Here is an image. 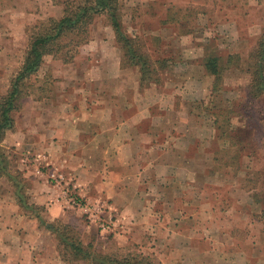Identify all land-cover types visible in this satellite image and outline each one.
Instances as JSON below:
<instances>
[{
	"label": "crops",
	"instance_id": "obj_1",
	"mask_svg": "<svg viewBox=\"0 0 264 264\" xmlns=\"http://www.w3.org/2000/svg\"><path fill=\"white\" fill-rule=\"evenodd\" d=\"M126 3L128 13L135 7L163 8L156 21L164 24L180 23L181 9L193 14L185 6L199 8L196 19L200 22L208 4L207 0H119L126 32ZM52 6L57 10L52 14L59 17L62 7ZM12 11L8 6L0 11L4 13L0 16L1 92L20 67L27 45L22 42V28L28 14L19 12L14 18ZM209 13L219 16L218 12ZM99 16L103 18L98 22ZM96 18L89 39L73 61L48 67L53 72L51 90L41 97L23 98L22 117L14 115L15 134L36 144L45 164L61 174L71 170L75 191L95 208L102 207L103 213H107L106 208L108 212L115 210L119 227L112 234H103L84 222L79 209L69 208L62 185L49 180L42 168L41 180L32 175V165L18 148L13 150L16 155H9L8 169L20 176L27 202L41 207L39 215L46 221L68 223L83 245L102 248L97 249L100 253L149 254L156 259L149 264H264V223L259 241L252 236L255 218L251 212L257 202L252 188L250 203L244 199L246 210L239 212L234 206L237 203L225 209L218 206L224 193L205 191L206 163L198 160L205 152L201 142L205 127L183 126L178 121L173 124V107L168 110L162 106L163 96L153 87L155 81L148 82L144 92L139 90L138 66L121 65L112 26L103 15ZM194 33L199 32L188 35ZM165 122L174 129H166ZM6 179L11 191L0 189V264H91L71 255V260L63 258L54 232L36 223L37 216L30 215L33 209L20 204L13 181ZM191 185L196 192L191 191ZM238 227L245 228L240 240L236 237ZM113 242L118 246L109 247ZM258 248L261 257L256 255Z\"/></svg>",
	"mask_w": 264,
	"mask_h": 264
},
{
	"label": "rangeland",
	"instance_id": "obj_2",
	"mask_svg": "<svg viewBox=\"0 0 264 264\" xmlns=\"http://www.w3.org/2000/svg\"><path fill=\"white\" fill-rule=\"evenodd\" d=\"M207 3V14L200 18L202 21L198 22L196 19L199 9L197 6H185V9H190L193 14L183 12L184 9H181L180 18L182 21L166 24L156 21L163 13V8L135 7L130 9L132 15L130 18L126 3L125 9H123L125 26L128 29L127 33L135 34L133 37L141 40L139 42L144 45V49L153 58L166 59L164 69L161 70V79L155 81L156 85L153 87L163 96L162 106L166 105V108L171 110L170 105H172L173 113H175L174 116L172 115L173 124L178 121L183 126L187 124L198 126L200 124L205 127L206 136L201 141L205 143V152L198 158L200 162L204 160L206 163L205 191L207 193H224V196L218 201V206L225 209L227 205L237 203L234 206L240 212V209L241 211L246 210L244 199L247 198V203H250L249 190L252 188V196L257 201L252 207L254 212L250 211L255 218L252 226L255 232L252 233V236L259 241L261 222L264 223V191L262 189L264 182V99L249 95L251 75L247 64L249 50L264 28V0H207ZM6 6L13 10L14 18L19 17V12L28 14L22 28L23 44L27 42L26 27L28 25L57 12L50 0H0V11L5 10ZM209 12H218L219 16L212 17ZM183 13H186V16L183 17ZM0 16H4V13H0ZM99 18L103 17L99 16L96 20ZM229 20L232 22H227ZM95 23L91 25L90 33L95 27ZM165 26L169 27L165 28ZM194 30L199 33L188 35ZM160 32L164 34L165 39L161 37ZM19 43L20 40H18L20 47ZM208 54L218 55L220 63L223 65L218 88L213 87L214 75L209 73L203 65V58ZM229 54L233 56L232 64L225 65L226 56ZM68 62L48 55L44 58L42 68L31 75L28 81L38 84L46 83L47 90L50 91L53 72L48 70V67ZM45 69L46 73H43ZM128 71H132V69H128ZM144 86L146 84L139 85L141 92H144L142 89L145 88ZM157 104L159 105V103ZM15 114L22 117L20 109ZM215 118L216 120H214ZM163 125L168 130L173 127L169 122H165ZM16 130V125L13 129L6 130L0 142L8 159L12 153L16 155L13 150L21 148L22 156L26 158L27 163L32 165V175L41 180L42 168L47 172V178L52 182H57L62 186H73L72 182L75 181V177L70 175L69 171L71 170H63L65 172L61 174L59 173L61 171L53 168L51 164H45L39 155L41 151L38 150V146L30 143L27 136H22L20 133L15 134ZM225 133L228 134L225 135ZM225 148H228V151ZM233 154H238L237 162H235L236 156ZM215 155L222 157V160L215 161ZM224 161L231 162L226 165L223 164ZM41 163L43 164L41 165ZM37 169L39 172L36 171ZM194 169L198 174V168L195 166ZM202 170L200 167V174ZM9 171L11 174H18L11 168ZM59 174L62 175V178ZM6 178L12 182L7 175L1 176L0 189L10 193L11 188ZM190 189L196 192V187L192 188L191 185ZM247 189L248 194H246ZM234 192H236L235 195ZM234 197L237 198V201L234 200ZM40 208L38 206L32 208L30 215L35 218V214H41ZM69 208L79 209L72 205ZM247 209H249L248 206ZM79 211L84 222L91 224L95 230L97 228L99 230L94 221H90L82 210L79 209ZM106 212H102L101 215L106 220H112L113 228L104 230L103 234H112L119 227L120 222L115 210L108 212V208H106ZM36 223L41 225V220L37 218ZM244 234L245 228L238 227L236 237L240 240ZM112 244L109 247L118 246L117 242ZM247 247L245 249L251 252L250 246ZM97 249L102 250V248H95L96 251H98ZM257 251L256 255L261 257V249L258 248ZM147 255L150 263L156 261L154 256ZM256 264L262 263L256 262Z\"/></svg>",
	"mask_w": 264,
	"mask_h": 264
},
{
	"label": "trees",
	"instance_id": "obj_3",
	"mask_svg": "<svg viewBox=\"0 0 264 264\" xmlns=\"http://www.w3.org/2000/svg\"><path fill=\"white\" fill-rule=\"evenodd\" d=\"M53 4L62 7L59 17L47 16L38 22L28 25L27 45L24 58L20 67L11 75L7 89L0 91V142L6 130L15 127V112L22 106V100L26 96L41 97L48 90L46 83L38 84L28 81L30 76L40 68L44 56L51 55L63 62L73 60L79 52V47L87 42L90 36V25L96 16L103 15L113 28L115 41L120 50V63L123 67L137 65L140 72L141 84L161 79V70L165 66V58H153L144 49L140 39L129 35L121 22L119 0H50ZM248 71L251 75L249 83V95L264 99V28L258 36L255 44L249 50ZM232 54L226 56L225 65L232 64ZM203 65L209 73L215 77L214 88L219 87L223 65L216 54L203 58ZM46 73V72H45ZM46 76H48L46 74ZM45 81V80H44ZM28 89V90H27ZM216 120V118L214 119ZM228 133H225L227 135ZM228 151V148H225ZM224 150V149H222ZM219 153V151H217ZM216 152V153H217ZM234 155V154H233ZM236 161L239 160L238 154ZM215 161H221L222 157L215 155ZM231 162V161H229ZM224 161L223 164H230ZM233 164V163H232ZM7 175L15 185L17 198L24 207L35 208L34 204L27 202L23 183L20 176L11 174L8 169V156L0 145V177ZM264 191V182L263 187ZM36 215V214H35ZM52 232H54L60 253L63 258L71 260V257L87 259L91 264H149L145 255L127 251L121 253H100L95 251L92 244L83 245L77 234L68 223L61 221H46L40 215H36ZM97 228V227H96ZM98 229V228H97ZM71 255V257H70Z\"/></svg>",
	"mask_w": 264,
	"mask_h": 264
},
{
	"label": "built area",
	"instance_id": "obj_4",
	"mask_svg": "<svg viewBox=\"0 0 264 264\" xmlns=\"http://www.w3.org/2000/svg\"><path fill=\"white\" fill-rule=\"evenodd\" d=\"M53 174V173H52ZM62 178V175L59 174ZM73 186L63 185L62 189L67 198V201L70 205L78 207L85 213L90 219V221H94L100 230H110L113 227V222L111 219L106 220L102 214V207H94L91 203H88L86 200L82 198L79 193L75 191L76 184L72 182Z\"/></svg>",
	"mask_w": 264,
	"mask_h": 264
}]
</instances>
